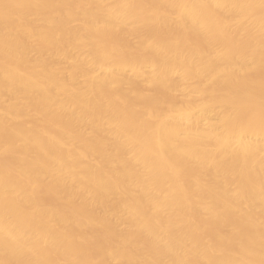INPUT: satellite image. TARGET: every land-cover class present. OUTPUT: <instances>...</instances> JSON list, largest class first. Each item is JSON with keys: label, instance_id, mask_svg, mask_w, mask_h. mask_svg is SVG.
I'll return each mask as SVG.
<instances>
[{"label": "bare ground", "instance_id": "6f19581e", "mask_svg": "<svg viewBox=\"0 0 264 264\" xmlns=\"http://www.w3.org/2000/svg\"><path fill=\"white\" fill-rule=\"evenodd\" d=\"M0 264H264V0H0Z\"/></svg>", "mask_w": 264, "mask_h": 264}]
</instances>
